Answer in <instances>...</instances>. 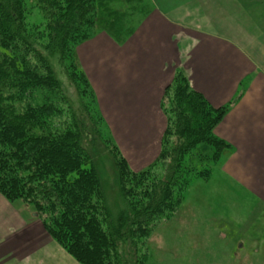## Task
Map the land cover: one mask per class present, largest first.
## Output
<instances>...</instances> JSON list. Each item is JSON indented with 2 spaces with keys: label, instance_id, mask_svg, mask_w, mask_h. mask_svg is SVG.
<instances>
[{
  "label": "trees",
  "instance_id": "trees-1",
  "mask_svg": "<svg viewBox=\"0 0 264 264\" xmlns=\"http://www.w3.org/2000/svg\"><path fill=\"white\" fill-rule=\"evenodd\" d=\"M111 1L36 0L45 21L29 24L23 0H0V194L32 206L47 233L81 264H126L120 243L130 240L137 253L135 238L172 215L194 178L210 175L209 167L187 164L192 149L206 144L214 163L230 151L214 129L233 102L212 107L177 71L164 92L168 123L155 162L133 172L110 151L125 203L111 213L98 169L102 134L93 90L75 52L100 24L111 31L122 26ZM54 61L83 105L81 116L69 105ZM134 264H147V257Z\"/></svg>",
  "mask_w": 264,
  "mask_h": 264
},
{
  "label": "crops",
  "instance_id": "crops-1",
  "mask_svg": "<svg viewBox=\"0 0 264 264\" xmlns=\"http://www.w3.org/2000/svg\"><path fill=\"white\" fill-rule=\"evenodd\" d=\"M153 3L155 9L148 12L134 31L135 43L130 38L117 47L102 33L106 45L98 37L81 44L77 50L82 68L94 88L98 89V83H102L101 87L110 93L106 99L111 102L118 125L133 129V123H140L141 129H146L143 124L148 125V115H152L156 136L143 140L141 150L128 151L126 147L123 150L133 169L144 167L158 154V136L164 122L157 101L181 56L193 88L214 107L227 104L239 94L215 128L216 134L230 143L233 153L223 162L212 183L213 193L230 196L233 218L230 226L235 223L240 227L236 219L239 221L238 211L246 203L250 218L245 226L249 227L257 218H264V24L254 22L252 27L235 16L241 25L227 21L221 24L217 18L216 27L223 33L189 26H178L181 29L178 31L164 16L165 8H173L167 4L169 0ZM109 49V58L103 62L101 57ZM201 198H205L204 194ZM203 205L186 202L183 215L180 214L182 222L170 219L167 235L160 231L157 238H172L174 225V230H178L180 224L184 227L183 238H202L208 231L217 230L219 226L212 215L201 217L197 213ZM207 209L203 208V213ZM26 216L15 202H8L0 194V264H81L45 231L35 212L31 218ZM220 235L225 238V234ZM240 237L252 238L232 236ZM233 256L236 255L232 254V262L240 264Z\"/></svg>",
  "mask_w": 264,
  "mask_h": 264
},
{
  "label": "rangeland",
  "instance_id": "rangeland-1",
  "mask_svg": "<svg viewBox=\"0 0 264 264\" xmlns=\"http://www.w3.org/2000/svg\"><path fill=\"white\" fill-rule=\"evenodd\" d=\"M23 3L25 4L26 12L27 10L29 12L27 16L29 24H38L45 21V18L43 17L44 15L37 5L36 0H23ZM167 4L173 8H165V15L162 14L167 18L166 20L169 23L177 26L176 28L178 31L181 30L178 26H189L199 31L207 30L223 33L221 29L216 27L215 23H217V18L220 19L221 24L227 21L229 22L228 24L234 23L235 26L241 25L239 22H247L246 24L252 25V27L254 26V22L264 24V0H169V3ZM109 6L110 9L117 10L121 14L122 26L120 25V27L116 29L112 27L113 30L111 31L100 24L95 28V34H93V36L76 46L75 52L79 66L85 73L88 83L93 90L92 106L95 113L94 116L96 117L95 124L99 133L102 134V139L101 137L96 136L98 138L96 139V145L98 144L99 146V151L97 153L99 155V157L97 156L98 169L105 193L106 203L109 206L111 213L115 215L125 206V203L118 191L116 171L110 151L115 150L117 154L119 153L133 172H139L150 166L159 157L163 134L168 123L167 114H165L163 110L164 107L168 108L169 104V100L164 96L165 89H167L166 87L171 84L177 71H182L188 79L190 86L192 88L193 86L191 84L189 73L182 65L183 57L181 56L179 65L175 67L171 79L164 85L160 98L157 101L158 111L164 122V126L159 131L158 136V154L152 162L144 167L133 169L123 150L126 151L125 147L128 151L136 152L141 150V143L143 140L156 136V123L152 119V115L149 114V124H143V128L146 129H141L142 125H140V123H133L131 125L133 129H130L129 125H118L116 123L117 115L112 106H110L111 102L106 99L110 96V93H108L104 87H101L102 83H98V89L93 87L85 70L82 68L77 49L84 42L94 40L96 37H98L103 45H106L104 40H102V38L105 37L102 36V33L106 35L105 38L107 41L112 42L117 47H121L133 37L137 25L143 21L148 12L155 9V5L153 0H112L109 2ZM235 16H239L238 23L235 21ZM132 40L135 43L137 37L135 36ZM157 45L153 46L155 50ZM106 52L101 57V59H104L103 62H107L110 49ZM87 57L88 56H86V58ZM87 63L88 62L86 61L85 65ZM53 66L56 68L58 77L62 81V88L69 100L70 107L76 115L79 114V116H81L82 113L80 112V109H82L83 105L80 99H78L74 87L63 75L56 61H54ZM116 84L118 87L120 86L118 83ZM106 88H108V86H106ZM194 90L197 91L196 89ZM199 93L204 97L201 92ZM236 97L237 96L228 103H234L239 96ZM206 101L211 105L207 99ZM211 106L214 107L213 105ZM214 134L218 136L215 129ZM92 136H94V134H92ZM224 141L230 145L229 142L226 140ZM89 144L87 145L89 146ZM210 153L211 149L206 144H199L186 156L187 164L191 165L196 170L209 167L211 170L210 175L206 179L200 177L194 178L182 193V198L172 215L168 218L162 217L152 224L149 234L146 237L135 238L137 253L134 252V247L130 240L127 239L128 241L126 240V242L120 243L119 251L126 260V264H134V260L138 257L140 260L142 257H147V264H201L209 261L221 262L223 264H236L232 262V254L236 255L237 258L235 256L233 257L236 259V262H240V264H248L252 261L264 264V218L259 217L255 220L254 224L246 227L245 225L250 218V213L249 206L245 203L238 211L241 216L239 221L236 219L238 224L240 222V227L236 226L235 223L230 226L233 221L231 216V204L229 203L230 196H222L213 193V178L216 172L222 169L223 162L233 153V148L230 145V151L215 163L212 160L206 159L207 155L209 156ZM201 194H204V199L201 198ZM190 201H192L193 205H201V203L205 204L203 207L200 206L197 213L201 217L212 215L219 226L217 227V230L212 232L208 231L206 235L202 236V238H183V236H185L183 233L184 227L180 224L178 230H174V225L171 233L172 238H157L160 231H164L167 235L166 229L170 219L171 222H182L180 214L183 215L186 202L189 203ZM14 202L16 206L22 209V213L25 216L27 215V218H31L32 213L35 212L32 206L25 204L21 199H17ZM205 207H208V209L203 213V208ZM193 212V214L196 213L195 210ZM35 217L41 221L37 213H35ZM193 223L195 222L193 221ZM203 234H205V232ZM220 234H225V238ZM233 235L251 236L252 238H232ZM238 243L239 247L236 249Z\"/></svg>",
  "mask_w": 264,
  "mask_h": 264
}]
</instances>
